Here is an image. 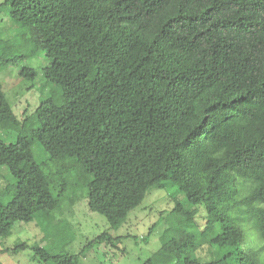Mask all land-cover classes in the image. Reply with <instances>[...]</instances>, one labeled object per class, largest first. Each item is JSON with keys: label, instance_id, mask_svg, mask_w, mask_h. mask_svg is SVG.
I'll return each mask as SVG.
<instances>
[{"label": "trees", "instance_id": "obj_1", "mask_svg": "<svg viewBox=\"0 0 264 264\" xmlns=\"http://www.w3.org/2000/svg\"><path fill=\"white\" fill-rule=\"evenodd\" d=\"M3 4L44 51L41 75L54 87L14 142L0 137V165L16 180L10 201L0 202V237L54 210L70 185L35 162L38 141L60 174L74 171L72 190L89 186L111 228L166 179L186 201L174 212L194 216L202 206L200 235L216 258H189L190 232L171 236L157 254L181 253V264H264V0ZM24 57L0 53V67ZM19 74L33 81L36 70ZM11 123L16 115L0 84V130ZM118 240L106 231L94 239ZM33 249L45 263L76 260Z\"/></svg>", "mask_w": 264, "mask_h": 264}, {"label": "rangeland", "instance_id": "obj_2", "mask_svg": "<svg viewBox=\"0 0 264 264\" xmlns=\"http://www.w3.org/2000/svg\"><path fill=\"white\" fill-rule=\"evenodd\" d=\"M0 53L25 55L15 63L0 67V84L17 120V124H8L0 130V137L9 143L16 140L19 124L32 115L54 85L41 75L46 64L44 51L33 47L27 28L11 16L3 0H0ZM24 66L36 70L33 81L19 74ZM31 152L46 173L57 179L68 177L70 185L54 210L41 211L29 222L17 221L8 236L0 237V264H52L34 254L35 246L43 247L51 255H75L73 264H181V253L157 252L171 236L178 237L182 232H190L196 238V248H189L186 253L189 258L199 262L216 258V247L206 243L200 235L205 225L204 208L200 206L194 216L187 211L174 212L176 203L186 201L179 187L169 179L163 180L160 187L149 189L141 203L129 211L125 221L111 228L84 181L72 190L76 187L72 180L74 171L65 169L60 174L61 167L51 160L38 141L32 142ZM15 184L8 168L0 165V202L10 201ZM105 231L119 240L112 245L107 241H94ZM23 242L27 246L15 253L1 251Z\"/></svg>", "mask_w": 264, "mask_h": 264}]
</instances>
